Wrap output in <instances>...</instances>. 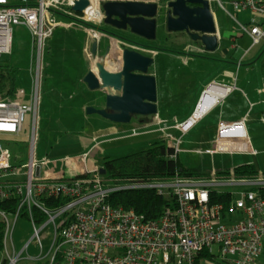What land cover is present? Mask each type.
Masks as SVG:
<instances>
[{"label":"built area","instance_id":"obj_1","mask_svg":"<svg viewBox=\"0 0 264 264\" xmlns=\"http://www.w3.org/2000/svg\"><path fill=\"white\" fill-rule=\"evenodd\" d=\"M77 1L0 0V58L11 54L13 26L17 25L29 29L36 55L30 103L18 99L24 97V91L14 100L0 99V135L20 136L26 114L33 117L30 157L14 153L0 139V220L6 224L0 264H19L23 253L29 251V243L20 252L16 250L12 231V223L21 218L23 208L35 230L32 239L40 246V253L28 254L27 260L37 264H257L264 253V173L252 178L213 174L210 178L176 176L123 184L108 182L101 167L59 180L43 175V167L51 162L48 157L38 158L36 148L42 101L40 62L45 46L58 27H83L98 43L108 35L100 28L104 23L102 0H89L81 13L73 11ZM217 1L228 12L225 4ZM230 6L242 32L250 36L252 47L262 43L264 0H232ZM97 7L99 14L89 15ZM133 48L148 52L138 45ZM89 54L94 66L98 57L90 50ZM210 87L213 85L203 92L198 107L185 121L168 127L156 116L157 130L174 148V158L182 150L183 136L204 114L197 116L196 112ZM171 128L174 132H170ZM212 152L259 154L244 121L220 123ZM131 189H154L168 206L160 217L148 220L133 210L114 208L109 203L112 193ZM214 192L228 194V205L214 202ZM59 198L65 200L63 204L49 205ZM13 199L18 200L17 207L10 212L4 204ZM34 209L46 215L40 229L34 222ZM44 227L52 231V241L45 252L40 234Z\"/></svg>","mask_w":264,"mask_h":264},{"label":"crops","instance_id":"obj_2","mask_svg":"<svg viewBox=\"0 0 264 264\" xmlns=\"http://www.w3.org/2000/svg\"><path fill=\"white\" fill-rule=\"evenodd\" d=\"M211 1L213 2L212 8L220 38L219 48L215 52H207L201 43L191 40L184 32H171L174 37L173 39L170 38V44L165 45L166 48H164V46L158 45L155 39L149 41L139 36L136 37L129 30H120L104 23V26L100 28L104 29L109 36L107 35L99 42V55H102L104 49L111 45L109 57L117 63L112 65L108 63V68L116 71L120 69L122 48H132L131 45L126 44L124 37L146 46L148 52L145 54L151 55L155 59L150 73L157 79V116L168 127L174 125L176 121L188 119L195 111L203 92L210 85L222 90L216 102L204 112L197 123L184 135L185 137L183 136L182 145L184 138L205 124L206 126L200 130L202 132H199L198 137H195L192 143L207 144L210 147L209 153L230 159L232 162L228 164L233 165V167L228 170H233L242 164H251L260 173H264V41L252 47V40L249 35L242 30L237 32L230 27H225L220 21L216 7H214V3L217 1ZM224 1L230 5L232 0ZM228 12L230 13V11ZM228 12L226 13L229 15ZM71 28L58 27L53 35L61 29ZM159 28H166L164 20L160 22L157 30ZM77 29L85 31L86 34L80 50L83 53V64L79 68L76 66L72 68L78 69L83 82V77L92 65L91 63L94 62V58L89 54V50L90 53L92 52L91 47L94 40L89 38L88 32L83 27H77ZM114 41L116 47L113 45ZM33 64L34 52L32 50L31 75ZM56 73L58 74L57 71ZM56 73L52 71L50 76L54 79ZM52 90L54 88L47 89L45 93L42 105L44 109L49 110L51 115L60 112L59 115L66 116L65 111L68 114L72 113L74 117L77 115V118L82 121L83 131L71 132L73 124H77L80 119L70 122L71 119L64 118L65 120L61 121L59 130L60 132L62 130V133L51 142L47 154L51 162L48 166H44V175H47L49 179L72 178L96 167L102 168L103 160L107 157L105 156L107 150H102V160L99 163L92 154L102 144L103 141L100 139L107 136L109 131L117 134L118 139L128 136L144 137L148 143L151 142L150 144L163 139L161 131L157 130L156 116H137L130 123L122 124L111 122L98 114H87L86 108L88 106L100 108L103 102L100 97L101 93L90 91L84 82L83 95L78 100L79 102H74V96L63 89H57L54 92ZM29 99L31 100V97ZM180 107H186L187 110H176ZM242 121H244L246 132L253 147L259 150V154H219L212 152L218 137L219 124H233ZM133 130L139 131V134H133ZM170 132H174V130L171 128ZM86 154L85 158L84 155ZM257 163H260L261 166L258 167Z\"/></svg>","mask_w":264,"mask_h":264},{"label":"rangeland","instance_id":"obj_3","mask_svg":"<svg viewBox=\"0 0 264 264\" xmlns=\"http://www.w3.org/2000/svg\"><path fill=\"white\" fill-rule=\"evenodd\" d=\"M221 2L225 3L224 0H221ZM214 7H216L219 13L220 21L222 24L225 25V27H230L231 29L237 32L241 30L239 23L234 19L235 13L228 3H225V8L226 10L230 11L229 15L231 17L221 8L218 1L214 3ZM239 16L243 18L242 14H239ZM103 26L104 23L101 25V27ZM62 31H64V33H62ZM85 37V31H81L77 29V27L75 30V26H73L71 29L59 30L55 35L52 36V38L47 42L45 46L43 52V59L40 62L42 75V101L39 109V119L37 120L38 136L36 148L38 158L47 157L51 142H53L54 139L56 140L58 138L57 136L62 133V130L60 132L59 129L61 121L65 120L64 118L71 119L70 122H74L75 120L80 119L77 118V115L76 117H74L72 113L68 114V112L66 111V116L59 115L58 113L60 112L51 115L49 110L44 109L42 105L47 89L50 90L54 88L52 92L57 91V89H63L64 91L74 96V102H77L79 99L82 98V75L80 74L77 68L72 67L76 66L79 68L81 64H83V53L80 52V50L82 42L84 43L83 40L85 39ZM173 37L174 34L169 32L167 30V27L161 29L159 28L157 30L155 42L158 45H162L164 46V48H166L165 45L170 44L169 40L170 38L173 39ZM32 44V36L26 26H13L12 52L11 54L4 55L0 60V95L6 96V94L10 92L11 77L9 74L11 73L9 72V67H14L17 71L13 77L14 97L16 96L17 98V95H19L21 91H24L25 96L23 97V100L26 103H30L31 100L29 98L32 97L33 92V79L30 73L33 50ZM34 57L36 58L35 53ZM33 71L34 64L32 67V72ZM52 71H55V73L56 71L58 72V74L56 73L54 79L50 76L52 74ZM76 85L78 86L76 87ZM18 99H22L21 96H19ZM176 110L187 109L186 107H180ZM61 112L63 111L61 110ZM32 122V114H26L24 131L21 133L20 136H18L19 138H17V141H20V144H22L23 142L22 146H17V144H15L14 142L9 141V136L0 135V139L2 140L5 146L8 145L9 147H11L12 150L16 149L17 154L21 155L22 153H24L25 156L30 157V138L32 133ZM205 126V124H202L198 127V129L193 130L186 138H184L183 145L181 146L182 150L178 154L179 160L182 164L188 167L197 168L199 170L206 171L211 174H217L220 172L227 171L228 169L233 167V165L230 166L228 164L232 162L230 159H228L227 157L225 159L222 155L218 156L209 153L208 149L210 147H208L209 145L207 144L204 145L201 143H192V140H194L195 137H198L199 132H202L200 130H202ZM82 127L83 125L80 119L78 120L77 124H73L71 132H82ZM115 137L116 139H114ZM152 138L153 137L151 136V139ZM100 140L103 141L102 144H100L98 150H95L92 154V156L97 159L98 163L102 160V150H107L105 156L111 158H118L146 149L152 145L150 144L151 142L148 143V140H146L144 137L128 136L126 138L118 139L117 134H114L113 131H109V134ZM257 164L259 165L258 167L261 166L260 163ZM44 171L45 167H43V172ZM44 224L45 223L38 225V229H40ZM12 231L15 247L18 252H20L25 247V245L29 243V251L28 253H23L22 261H20L19 264H37L27 260L28 254L37 255L40 253V246L36 244V240L32 239L35 234V230L32 223L26 218L21 217L15 223H12ZM51 233L52 231L48 230L47 227H44L41 230L40 234L43 240L44 252L47 251L49 243L50 241H52V238L50 237ZM257 264H264V253L258 259Z\"/></svg>","mask_w":264,"mask_h":264},{"label":"water","instance_id":"obj_4","mask_svg":"<svg viewBox=\"0 0 264 264\" xmlns=\"http://www.w3.org/2000/svg\"><path fill=\"white\" fill-rule=\"evenodd\" d=\"M101 3L105 25L129 30L133 35L151 41L156 38L160 21L164 20L168 31L186 33L191 40L201 43L207 52L219 48L220 38L211 0H102ZM89 4V0H79L73 11L81 13ZM125 38L126 44L132 48H122L120 69L116 71L108 68V63H117L109 57L111 45L99 55V43L93 41L91 51L94 57L99 56L98 61L83 77L90 91L101 93L103 102L100 108L88 106L86 113L122 124L130 123L137 116L158 114L157 79L150 73L155 59L133 48L145 45ZM101 172L106 173L103 168Z\"/></svg>","mask_w":264,"mask_h":264},{"label":"trees","instance_id":"obj_5","mask_svg":"<svg viewBox=\"0 0 264 264\" xmlns=\"http://www.w3.org/2000/svg\"><path fill=\"white\" fill-rule=\"evenodd\" d=\"M33 2L35 0H28ZM102 29V28H101ZM105 31L104 29H102ZM3 57V56H2ZM0 58V60L2 59ZM1 65V64H0ZM11 74V90L4 95H0L2 100H14V81L13 77L17 72L14 67H9ZM18 136H10L9 141L14 142L17 146H22L20 141H17ZM15 140V141H14ZM9 147L8 145H6ZM11 149V147H9ZM12 150V149H11ZM16 153V149L12 150ZM175 150L166 141H157L150 147L128 154L126 156L111 158L106 157L103 160L102 168L105 169V177L108 182L123 184L128 182L139 181H157L169 180L176 176L180 177H195V178H210L213 174L197 168L188 167L182 164L179 157L174 158ZM101 168V169H102ZM255 166L251 164H242L236 166L233 170H227L217 173V176L235 177V178H252L261 175ZM214 202H222L228 205V194H219L214 192L212 194ZM64 199L51 200L50 206L57 207L64 203ZM109 203L114 208H123L125 210H133L139 215H143L148 220H153L162 215L168 203L166 199L159 195L154 189H131L114 192L108 199ZM18 200H9L4 204L10 212H15ZM21 217L30 220L29 213L26 208L21 211ZM34 222L36 225H41L46 221V215L37 209L33 210ZM6 224L0 220V260L4 249V234Z\"/></svg>","mask_w":264,"mask_h":264},{"label":"bare ground","instance_id":"obj_6","mask_svg":"<svg viewBox=\"0 0 264 264\" xmlns=\"http://www.w3.org/2000/svg\"><path fill=\"white\" fill-rule=\"evenodd\" d=\"M99 14L98 7L94 11H89V15H95L97 16ZM114 47H116V43L114 41ZM143 48H145L143 46ZM222 90L214 87H210L209 92L206 96H204V99L202 100L201 104L199 105V108L196 112L197 116L202 115L210 106H212L216 100L218 95H220Z\"/></svg>","mask_w":264,"mask_h":264},{"label":"flooded vegetation","instance_id":"obj_7","mask_svg":"<svg viewBox=\"0 0 264 264\" xmlns=\"http://www.w3.org/2000/svg\"><path fill=\"white\" fill-rule=\"evenodd\" d=\"M102 6V5H101ZM106 49V48H105ZM105 49H104V51H105Z\"/></svg>","mask_w":264,"mask_h":264}]
</instances>
